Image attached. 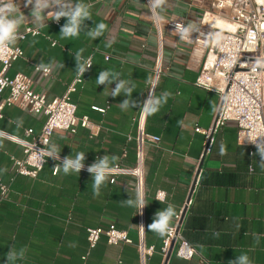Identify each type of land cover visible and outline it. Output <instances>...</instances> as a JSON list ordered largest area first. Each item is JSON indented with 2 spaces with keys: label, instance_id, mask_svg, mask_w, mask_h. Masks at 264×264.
I'll use <instances>...</instances> for the list:
<instances>
[{
  "label": "crops",
  "instance_id": "obj_1",
  "mask_svg": "<svg viewBox=\"0 0 264 264\" xmlns=\"http://www.w3.org/2000/svg\"><path fill=\"white\" fill-rule=\"evenodd\" d=\"M12 2L17 6L14 15L25 16L18 31L32 26L39 34L18 38L12 45L20 47L24 55L13 62L8 76L25 74L32 79L34 91L59 97L78 75L77 52L81 63L92 60L84 82L71 93L77 115L87 116L92 128L79 127L76 133L56 131L47 149L55 145L60 156L72 158L82 152L88 165L98 157L115 156L116 166L132 168L137 162L136 137L149 78L153 80L159 60L161 72L153 95H170L159 111L144 119L145 133L159 136L160 142L147 141L143 148V237L139 210L125 203L136 196L134 176L113 173L96 196L92 174H65L62 169L54 173L53 158H48L35 178L16 175L12 158H22L23 147L4 138L0 178L9 189L5 196L0 189V264H6V253L12 247L17 251L26 248L25 258L16 264H164L163 238L149 231L148 225L168 204L175 206L177 215L187 208L180 230L198 252L190 260L172 255L168 264H202V259L204 264H229L242 254L252 264H264V169L260 167L264 160L257 148L239 142L234 122L221 128L212 152L205 157L204 135L196 131L211 127L220 99L217 93L195 84L198 75L214 65V38L221 34L217 24L207 21L221 19L211 14L203 20L209 4L165 0L156 9L163 17L158 29L147 0H61L62 4L88 5L90 12L78 36L62 37L67 19L62 17L57 25L48 15L59 10V5L52 2L44 10L43 26L38 27L31 16L32 5L25 7L26 0ZM168 20L184 21L185 28L190 27L188 37L181 39L178 31L167 26ZM99 23L107 25L103 34L89 37L86 32ZM40 64L51 66L50 75L35 69ZM105 70L113 73L108 78L112 82L99 85L96 79ZM119 80L128 82L126 87L134 86L131 96L123 91L112 96ZM8 95L9 89L3 90L0 103ZM125 99L133 100L134 106L122 108ZM1 112L0 130L21 138H28L30 129L32 136L39 134L46 120L45 115H33L17 104L6 105ZM19 120L22 124L17 127ZM158 191L166 193L162 203L156 198ZM175 222L176 217L172 224ZM110 224L128 232L132 242L111 245L102 236L90 247L87 228ZM141 245L154 247L145 260Z\"/></svg>",
  "mask_w": 264,
  "mask_h": 264
},
{
  "label": "built area",
  "instance_id": "obj_2",
  "mask_svg": "<svg viewBox=\"0 0 264 264\" xmlns=\"http://www.w3.org/2000/svg\"><path fill=\"white\" fill-rule=\"evenodd\" d=\"M188 1L199 5L209 4V9L204 12L203 20L214 14L232 26L231 29L218 28L222 38L213 45L216 55L215 63L209 70L202 71L195 82L198 87L215 92L220 98L211 127L208 130L196 128V131L202 133L205 138L203 156L212 152L217 134L228 122H234L237 125L240 143L251 148H257V144L264 145V0ZM147 2L151 8V0H147ZM155 12L157 13L156 9ZM155 22L160 29L161 21L155 20ZM54 23L59 25L60 20ZM166 24L174 30H176L177 24L185 27V22L181 20H168ZM28 34L36 36L39 34V30L27 26L23 31H18V38L25 39ZM23 55L24 52L20 47L10 45L3 54V58H0V93L9 89V95L0 103V117L3 116L1 111L4 106L14 104L28 108V111L33 115L46 116L45 123L37 135L32 136L33 131L31 129L26 131L28 138L9 134L10 137H14L11 140L23 147L24 153L22 158H12L14 174L35 178L43 170L48 158H52L47 155V146L56 131L76 133L79 127L92 128L93 124L87 116L79 117L77 115V105L71 99V93L75 92L78 85L84 82L85 72L82 75H77L63 96L48 97L46 94L38 93L32 89L33 81L29 76L17 73L10 77L6 74L13 62ZM109 57L107 55L106 60ZM37 68L38 65L35 66L36 70ZM39 71L44 76L51 73L50 69L47 73L43 69ZM160 72L159 60L152 80L155 81V85ZM154 88L155 86L151 83L146 100L150 94H153ZM94 109L102 110L97 106ZM144 119L145 115L142 113L139 132L136 137V165L132 168H123L117 165L114 173L134 176L136 178V192L137 189L142 190L145 199V156L143 148L147 141L159 143L160 137L145 133ZM43 149L45 151L41 152ZM64 158V156L59 155L58 160L54 159L56 161L55 166L57 164L62 165ZM84 165L85 167L81 172L89 173L87 171L89 165L85 163ZM0 189L2 196H5L9 189L1 178ZM144 209L142 214L139 213L141 225H143ZM182 213L176 216V222L172 224L171 234L163 238L160 252L164 257L171 251L172 255L190 260L198 255V252L194 245L181 233ZM102 236H105L111 245L132 242L128 232L117 228L115 224H110L107 227L87 228V239L90 247H95ZM141 236L143 237L142 227ZM141 251L143 260H145V255L152 254L154 247L145 248L141 245ZM201 263L204 264L205 261L202 259Z\"/></svg>",
  "mask_w": 264,
  "mask_h": 264
},
{
  "label": "clouds",
  "instance_id": "obj_3",
  "mask_svg": "<svg viewBox=\"0 0 264 264\" xmlns=\"http://www.w3.org/2000/svg\"><path fill=\"white\" fill-rule=\"evenodd\" d=\"M52 2L59 5V10H53L48 12L49 16H52L54 20L59 21L62 17L67 19V23L61 28V36L62 37H76L82 31L83 22L86 19H90L89 6L83 3H61V0H35V4L32 3V0H26L25 7L32 5L31 16L34 18V22L38 25V27L43 26L44 20V10L52 7ZM165 3V0H151V10H153V18L157 21L163 20V17L155 12V9L160 8L161 5ZM17 12V6L12 0H0V58H3V54L6 52L10 45H15L18 39V28L20 24L24 21L25 16L20 14L19 16L14 15ZM107 25L105 23H99L95 25L94 28L88 30L86 34L96 39L100 35L103 34ZM176 30L180 33L181 39H186L189 35L190 27L185 28L181 25L177 24ZM22 38V37H20ZM221 34L216 33L214 40L219 41L221 39ZM83 51V50H81ZM77 59V69L78 74L82 75L88 67L91 66V58L83 63L80 62L81 56L80 53L76 54ZM49 66H44L43 64L38 65L37 70L43 69L45 73H47L50 69ZM109 71H101L98 78L96 79L97 84H104L106 81H109ZM119 76L118 73H116ZM149 82L155 86V81H152L149 78ZM128 82L124 80H119L117 82L116 88L112 90V96L120 95L121 91L128 97L131 96L132 90L134 86L126 87ZM170 94L165 92L161 97L157 98L153 94H150L149 98L144 102L142 107L143 115H152L159 111V108L162 103L166 102L167 97ZM135 102L132 100L131 102L128 99H125L123 103H121L122 108H127L129 106H134ZM20 124L17 127H20L22 124V120H19ZM4 138L14 139V137H10L9 134L3 130H0V146H2V140ZM258 153L262 160H264V145L257 144ZM45 150H41L44 152ZM223 152V149L221 150ZM47 155L52 157L53 159H59V153L57 147L55 145L51 146L50 149L47 150ZM84 153H77L74 158L67 156L64 158L62 165L57 164L54 167V172L62 171L65 174H69L70 172L80 173L82 169H84ZM116 161L117 157L108 155H104L103 157H98L94 163L87 167V171L92 174L93 177V193L98 196L100 194V189L103 184L106 183L109 176L115 172L116 169ZM260 167L264 169V163L260 164ZM166 197V193L164 191H160L157 194V200L161 203L164 202ZM125 203L129 206L136 207L139 210V213L142 214V210L146 206L144 193L142 190L137 189L135 199H127ZM177 216V212L175 210V206L173 204H168L166 208L158 211L154 218L153 222L148 225V229L151 232L156 233L160 238H165L169 236L172 232V221L173 218ZM144 228L143 225H141ZM26 248H21L17 251L14 247L10 249L9 252L6 253V264H16L17 260H23L25 258ZM229 264H252L247 254H242L238 256L235 260L230 261Z\"/></svg>",
  "mask_w": 264,
  "mask_h": 264
},
{
  "label": "bare ground",
  "instance_id": "obj_4",
  "mask_svg": "<svg viewBox=\"0 0 264 264\" xmlns=\"http://www.w3.org/2000/svg\"><path fill=\"white\" fill-rule=\"evenodd\" d=\"M212 16V15H211ZM215 18V17H214ZM219 19V18H218ZM207 21H210V23H214V24H217L219 27H221V28H225V29H231L232 28V26L228 23V22H226V21H224V20H215V19H212V18H210V19H207ZM206 21V22H207ZM208 24V23H207Z\"/></svg>",
  "mask_w": 264,
  "mask_h": 264
},
{
  "label": "water",
  "instance_id": "obj_5",
  "mask_svg": "<svg viewBox=\"0 0 264 264\" xmlns=\"http://www.w3.org/2000/svg\"><path fill=\"white\" fill-rule=\"evenodd\" d=\"M204 157H205V156H204ZM204 157H203V160H204ZM201 166H202V165H201ZM194 186H195V183H194V185H193V187H192L191 194H190V197H189V200H188V201H190V199H191L192 193H193V191H194ZM186 211H187V208H185V209L183 210V213H182V221H183V219H184V217H185ZM171 257H172V252L170 251V252L168 253V255L165 257L164 264H168V262H169V260L171 259Z\"/></svg>",
  "mask_w": 264,
  "mask_h": 264
}]
</instances>
